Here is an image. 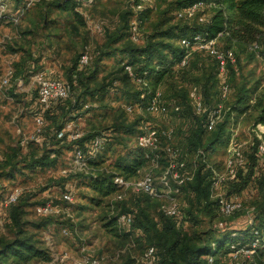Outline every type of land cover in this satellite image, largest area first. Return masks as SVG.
Here are the masks:
<instances>
[{
    "label": "rangeland",
    "instance_id": "1",
    "mask_svg": "<svg viewBox=\"0 0 264 264\" xmlns=\"http://www.w3.org/2000/svg\"><path fill=\"white\" fill-rule=\"evenodd\" d=\"M75 1H78L75 8L82 15L85 26L78 25L73 14L55 6L50 7L53 0H32L29 6L28 0H0V235L9 238L18 226L34 234L50 259H34L27 264H93L92 260H98L99 264H167L164 247L153 231H137L120 218L122 213L137 212L140 203L145 202V195L129 188L121 201H114L113 195H109L101 204L95 203V193L88 186L87 180L78 174L83 173L88 166L81 167L74 163V145L71 147L69 141H58L52 137L46 141L44 139L43 143L25 139L35 131L32 109L30 106L25 107V103L34 101L36 91L30 76L24 78L21 72L25 68L24 56L27 58L32 52L33 58L38 59L35 69L46 68L55 76L68 80L79 54L88 52L91 57L90 71L94 68L93 71L96 72L87 73L84 82L93 88L104 77L119 69V62L125 60V55L117 52L95 61L98 51L107 50L109 36L123 32L124 41L129 34L128 40L143 45L146 36L154 29L165 10H168L166 16L175 15L173 12L177 0ZM207 5L206 9L200 11V15H210L211 3ZM134 21L139 24L135 39L130 31ZM173 21L186 22L175 16ZM28 30L30 34L24 35ZM123 40L117 44L118 47L123 44ZM218 45L223 51L233 49L236 52L237 62L226 68V75L221 74L215 57L204 50H194L185 66H175L174 73L159 84L167 103L171 104L175 100L179 102V112L168 115L127 112L126 105L134 103L132 94L136 88L126 78L125 81L116 83L117 87L111 93L100 94L95 100L89 95H83L86 104L92 105L90 110L85 111L87 106L72 115H66L64 123L72 120L75 123L73 130L84 133L103 131L107 139L113 138L102 153L105 156L102 166L111 170L118 157L134 154L138 150L137 135L144 122H149L156 128L173 130V142L181 148V157L186 162L188 171L202 163L222 169L229 138L234 134L243 144L242 154L247 161L246 166L238 171L235 181L236 184H241L239 180L251 172L248 164L253 166L260 158L255 137L257 113L254 110L244 112L239 108H230L237 102L244 88L252 90L251 103L256 96L264 94V54L249 50L244 45H233L223 36L218 39ZM9 67L15 69L19 76L16 79L12 77L8 84H3L2 80ZM223 82L229 85L226 96L221 93ZM76 91L72 92L80 94ZM197 99H201L207 108L222 106L217 125L227 122L225 134L219 144H215L210 150H204V161L196 151L188 149L186 144V136L191 129V114H202L195 108L194 102ZM57 116L61 118L63 115L59 111ZM133 123V131L123 129L121 135L113 131L116 124ZM110 133L114 135L111 136ZM212 133L205 132L204 137L207 138ZM48 134L53 136L56 132L46 129L45 136ZM47 152L52 158L57 155L55 161L43 167L29 166L30 160ZM150 165L149 162L127 178H140ZM166 165L165 159H162L159 166L154 168L155 184L162 192L172 185V182L168 186L162 181ZM114 170L117 171L116 168ZM86 172H90V169ZM246 180L248 183L243 190L234 191L242 197V210L227 217L218 213L215 204L196 201L192 193L189 195L184 191L178 194L184 214L183 223L178 225L182 234H199L201 238L215 237L221 232L216 227L220 220L225 222L226 227L222 231L228 232L247 228L251 220L252 223H258L263 218L264 167H260L256 174ZM235 182L229 181V189ZM224 187L227 190V184ZM16 192L17 199L10 202L11 196ZM64 194H71L72 200H66ZM46 203L53 206V211L42 215L37 207ZM190 203L195 204L194 219L186 218L188 215L185 211ZM144 205L151 216L160 222L159 201L151 198ZM18 208L20 216L16 223L12 216ZM109 217L111 220L116 219L111 226L108 225ZM43 220L49 222L38 227L37 224ZM153 245L156 257L149 262L144 253ZM234 261L259 264L254 257L249 259L239 256L235 259L229 255L221 256L219 264H232ZM260 264H264V259L260 260Z\"/></svg>",
    "mask_w": 264,
    "mask_h": 264
},
{
    "label": "trees",
    "instance_id": "2",
    "mask_svg": "<svg viewBox=\"0 0 264 264\" xmlns=\"http://www.w3.org/2000/svg\"><path fill=\"white\" fill-rule=\"evenodd\" d=\"M197 1L199 0H177L173 12L175 18H177L176 12L178 10L184 9ZM203 1L208 4L211 3V12L210 15L206 17L205 21H199L198 16H196L193 18H177L186 21L185 23L182 21L174 22V16H166L168 10H165L160 19L156 22L154 29L146 36L143 45H137L132 42V40H128L129 34L127 40L124 41L123 39H125V37H123V32L110 35L109 42L106 45L107 50L98 51L95 56V61H99L104 55L111 56L115 55L117 52L125 55V60L119 62V69L110 73L107 77H104L102 82L93 88L87 85L84 82V79L87 73H94L96 70L93 71V68V72L90 71V64L81 69L77 68L78 59L82 54L80 53L74 66L70 70L68 78V81L71 82L72 85V91L77 90L76 92L80 94L72 92L71 96L64 101H59L46 109V126L43 134L45 136L46 129H48V131L56 132V134L53 136L48 134L47 137H44L45 141L48 138L51 139V137L58 141H69L71 147L74 145V153L76 145L85 150V141L90 140L96 135H103L106 137L103 131H89L83 133V135L77 139L68 140L66 135L62 138H57V133L64 127L66 115H72L80 109L85 108L87 101L84 99L83 95H89L95 100L100 94L104 95L111 93L113 89L117 87L115 86L116 83L119 81H125L126 78L130 79L136 88L134 90L135 92L132 94L134 99L132 101L134 103L140 102L145 104L148 98L157 88H159V84L165 78L174 73L175 66H178L181 59L187 54L188 49L181 45V39L184 37H190L195 33H201L204 38L209 39L216 37L221 33L223 38L233 45H244L249 50L264 54V0ZM77 3L78 1L75 0H53L49 6H55L61 11L73 14L78 25L85 26L82 15L75 8ZM140 19L142 20L141 16ZM190 21H194V23H190ZM27 34H30V30L24 32V35ZM121 40L124 42L118 47L117 44ZM255 44L258 47L254 48L253 45ZM230 50H232L236 56V52L233 49ZM24 58L25 60L23 61L25 68L23 67L21 72V76L23 77L28 76L30 66L32 65L36 67V63L38 62L37 58H33L32 52L28 54L27 58L25 56ZM236 59L237 56L235 57L234 62H237ZM234 62L228 60L226 67L229 68ZM126 65L131 66L133 76L129 74L128 70H126ZM18 76L19 74H17L14 69L12 77H15L16 79ZM134 76L144 78L147 81L148 88H142V86L134 80ZM142 92H144L143 97H141ZM251 92L252 90L246 88L241 90L237 102L231 106L230 109L234 110V108H239L244 112L245 110H254L257 113V122L264 123V94L256 96L255 101L251 103ZM175 102L179 104L178 101L175 100ZM90 105L85 108V111L90 110L92 106ZM59 111L63 115L61 118L57 116ZM206 116V113L199 115L193 112L191 114V129L186 136L188 149L196 151V154L198 150H202L203 153L201 155L205 156V151L212 149L215 144H219L222 140L225 134V126L227 124V122H223L220 125L216 124L214 129L208 130L205 127ZM134 125L135 123L116 124L114 125L115 129L113 128V131L114 133L117 132L121 135L123 129L127 132L133 131ZM208 131L213 133L205 138L204 134ZM114 133H110V135L112 136ZM110 141H113V138L112 140L106 138L104 148L96 156L87 159L88 169L84 168L85 171L83 173H78L83 179L87 180L88 186L95 193L96 197H93L95 203L101 204L105 197L113 195L116 192L117 186L113 180L115 174H120L127 178L135 174L139 169L145 167L149 163L151 157L149 152L138 147V150H136L134 154L131 153L118 157L116 162H114L115 165H113V170L108 169L109 167L102 166L105 161V156H102V153ZM170 141L174 144L173 138L172 140L170 139ZM56 156L57 155L55 154L53 157L56 159ZM54 158H52L50 153L47 152L30 160L29 166L43 167L50 164L52 161H55ZM203 165L204 164L202 163L201 166H198L193 180L188 181L183 185L181 187V192L186 191L189 195L191 193L194 194V199H196V201L200 202L203 200L202 203L206 202L205 204L208 205H217L216 200L211 198L209 179L210 171L203 169ZM248 166L251 167V172L246 173V176H244L246 178L242 177L239 180L241 184H236L235 182L233 187L229 189V193L241 189L243 190L248 183L246 179L251 177L252 174H256L260 167H264V160L260 162L259 159L257 163H253V166L250 163ZM115 168L117 171L114 170ZM89 169L90 172H86ZM139 193L145 195V202H141L142 204L140 203L137 212H131L133 220L129 224V227L142 232L153 231L159 239L161 246L164 247L167 264H219L221 256L229 255L231 244L236 245V247H241L243 245L250 246L258 236L254 232V229L259 230L260 234H264V206L262 208L263 218L260 219L258 223H252L241 231L235 230L228 232L226 230H221L219 235L215 237L210 236L209 238H201L199 234H195L194 236L182 234L178 226L180 224H178L172 217L166 216L161 212L160 201L157 198H154L148 193ZM151 198L159 201V210L161 212L160 222L156 221V219L151 216L147 207L144 205L147 200H150ZM194 209L195 204L190 203L185 211L188 215L186 218H196L195 212L193 211ZM19 216L20 212L18 208L13 212L12 216L16 223ZM114 220H111V217H109L108 225H113ZM48 222V220H43L42 223L37 225L38 227H42ZM16 229V232L9 238L0 235V264H27L34 259L45 261L50 259L48 252L45 248L40 246V241L35 238L34 234H30L26 230H23L21 226H18ZM258 237L260 239L255 247L254 258H256L257 262L260 264V260L264 259V240L260 235ZM209 257H213V260L209 261Z\"/></svg>",
    "mask_w": 264,
    "mask_h": 264
},
{
    "label": "built area",
    "instance_id": "3",
    "mask_svg": "<svg viewBox=\"0 0 264 264\" xmlns=\"http://www.w3.org/2000/svg\"><path fill=\"white\" fill-rule=\"evenodd\" d=\"M32 0H28L27 5H31ZM1 6V5H0ZM207 3L203 0H199L184 9L178 10L176 12L177 18L189 17L193 18L198 16V20L203 22L206 20L204 15H200V11L206 9ZM141 7V6H139ZM139 24L134 21L130 26V31L132 33V38L135 39V35L138 33ZM221 33L213 38H204L201 33H195L190 37H184L181 39V45L188 49L187 54L181 59L179 63L180 66H185L188 63L189 56L194 50H204L209 55L215 57L218 67L222 75H226V66L228 60L234 62L235 55L232 50H221L218 45V39L221 37ZM253 47H258L256 44ZM91 57L88 52H83L77 63V68L81 69L90 64ZM126 70L129 74L133 76L131 66L126 65ZM29 76L32 81V85L36 91V98L31 104L32 113L34 115L35 131L25 137L27 141L42 143L44 140V131L46 126L45 111L50 106L56 104L59 101H64L71 96L72 85L68 80L55 76L52 71L46 68H36L35 66H30L28 70ZM14 74V69L9 67L5 73L2 80L3 84H8L10 79ZM134 80L142 86V88H148L147 81L142 77H135ZM229 92V85L225 82L222 83L221 93L222 96H226ZM144 96L142 92L141 97ZM195 108L199 113H206L205 127L208 130L214 129L218 118L222 112V106L218 105L214 108H207L201 99H197L194 102ZM88 104L85 105L87 107ZM30 109V110H31ZM181 109L180 105L173 101L171 104L167 103L163 99V92L160 88L148 98L145 104L136 102L133 104L126 105V111L131 113L133 111H138L137 113L142 114L147 112L149 114H162L168 115L172 112H177ZM75 123L72 120L65 122L64 127L58 131L57 136L62 138L67 136L68 140H74L82 136L84 132L79 130H73V125ZM255 134L258 142L257 152L260 155V160H264V123L257 122L255 126ZM173 138L172 129L156 128L149 124V122H144L143 126L140 127V132L137 135V146L143 148L151 154L150 157V167L144 174L136 179L129 180L123 175L115 174L113 180L117 186L116 192L113 194L112 199L116 201H121L125 198L126 190L132 188L136 192H144L157 198L160 201V210L166 216L172 217L178 224L183 223L184 214L178 201L177 195L181 193V187L185 185L188 181H192L198 166H195L192 171L186 170V162L182 160V151L179 146L173 144L170 139ZM106 137L103 135H96L88 141L84 142L85 150L79 146H75L74 149V163L81 167L87 165V159L96 156L105 146ZM242 145L237 137L232 134L229 138L227 155L223 161V168L217 169L214 166L204 164L203 169L210 171V191L211 198L215 199L217 202V211L222 216L233 215L243 208L242 197L236 193H229V181L232 183L237 180L238 171L244 168L247 164L246 158L242 154ZM202 150H198L197 155L201 156V159L205 160L206 156L201 155ZM165 159L167 165L163 174V182L169 186L168 183L172 182L168 190L160 191L155 184L154 168L158 167L160 161ZM203 160V161H204ZM207 163V161L205 162ZM227 184V190H224V186ZM17 194H13L10 198L11 201L17 199ZM64 198L72 200L71 194H64ZM37 211L46 215L53 211V206L50 203L38 206ZM122 222L126 224L131 223L133 216L131 213L121 214ZM223 221H218L216 227L220 230H224ZM252 224V220L250 221ZM254 232L264 240V234H260L259 230L254 229ZM256 237L250 246L243 245L241 247H236V245L231 244V251L229 257L238 258L239 256H244L249 259H253L255 247L259 241V237ZM145 257L149 262H152L155 258V247L151 246L145 251ZM213 257H209V261H212ZM93 264H99L98 260H92ZM232 264H241L234 261Z\"/></svg>",
    "mask_w": 264,
    "mask_h": 264
},
{
    "label": "crops",
    "instance_id": "4",
    "mask_svg": "<svg viewBox=\"0 0 264 264\" xmlns=\"http://www.w3.org/2000/svg\"><path fill=\"white\" fill-rule=\"evenodd\" d=\"M36 65H37V63H36ZM28 77H29V76H25L24 78H28ZM20 79H23V78H20ZM32 103H33V101L30 102V104H26V103H25V107L31 106Z\"/></svg>",
    "mask_w": 264,
    "mask_h": 264
}]
</instances>
